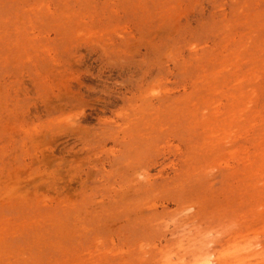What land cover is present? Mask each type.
Returning a JSON list of instances; mask_svg holds the SVG:
<instances>
[{"label": "rangeland", "instance_id": "rangeland-1", "mask_svg": "<svg viewBox=\"0 0 264 264\" xmlns=\"http://www.w3.org/2000/svg\"><path fill=\"white\" fill-rule=\"evenodd\" d=\"M0 264H264V0H0Z\"/></svg>", "mask_w": 264, "mask_h": 264}, {"label": "bare ground", "instance_id": "bare-ground-1", "mask_svg": "<svg viewBox=\"0 0 264 264\" xmlns=\"http://www.w3.org/2000/svg\"><path fill=\"white\" fill-rule=\"evenodd\" d=\"M206 262L207 263H212L213 262V259H208Z\"/></svg>", "mask_w": 264, "mask_h": 264}]
</instances>
